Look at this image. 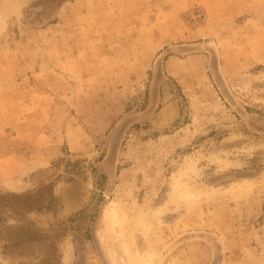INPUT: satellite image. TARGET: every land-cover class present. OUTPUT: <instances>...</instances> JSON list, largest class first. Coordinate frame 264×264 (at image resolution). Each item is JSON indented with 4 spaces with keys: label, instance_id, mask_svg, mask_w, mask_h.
I'll list each match as a JSON object with an SVG mask.
<instances>
[{
    "label": "rangeland",
    "instance_id": "1",
    "mask_svg": "<svg viewBox=\"0 0 264 264\" xmlns=\"http://www.w3.org/2000/svg\"><path fill=\"white\" fill-rule=\"evenodd\" d=\"M0 264H264V0H0Z\"/></svg>",
    "mask_w": 264,
    "mask_h": 264
},
{
    "label": "bare ground",
    "instance_id": "2",
    "mask_svg": "<svg viewBox=\"0 0 264 264\" xmlns=\"http://www.w3.org/2000/svg\"><path fill=\"white\" fill-rule=\"evenodd\" d=\"M17 1H20V0H17ZM13 2V1H12ZM14 4V3H13ZM16 4V3H15ZM19 4H20V2H19ZM21 5V4H20Z\"/></svg>",
    "mask_w": 264,
    "mask_h": 264
}]
</instances>
